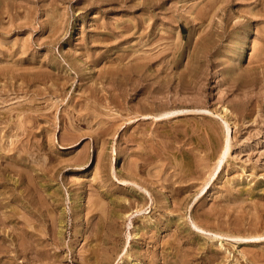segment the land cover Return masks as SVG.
<instances>
[{
	"label": "rangeland",
	"instance_id": "1",
	"mask_svg": "<svg viewBox=\"0 0 264 264\" xmlns=\"http://www.w3.org/2000/svg\"><path fill=\"white\" fill-rule=\"evenodd\" d=\"M0 264H264V0H0Z\"/></svg>",
	"mask_w": 264,
	"mask_h": 264
},
{
	"label": "bare ground",
	"instance_id": "2",
	"mask_svg": "<svg viewBox=\"0 0 264 264\" xmlns=\"http://www.w3.org/2000/svg\"><path fill=\"white\" fill-rule=\"evenodd\" d=\"M131 76V75H130ZM220 83H219V80H216V82H215V88H217L218 87V85H219ZM141 85V84H140ZM133 91V90H132ZM153 94V93H152ZM168 96V95H167ZM224 108V107H223ZM226 108V107H225ZM224 108V110L226 111L227 110V108L225 109ZM167 115V114H166ZM157 116H165V112L163 113V112H161L160 114H158Z\"/></svg>",
	"mask_w": 264,
	"mask_h": 264
}]
</instances>
